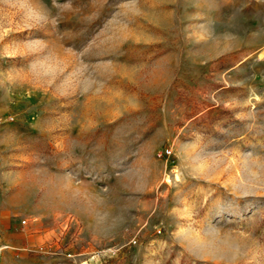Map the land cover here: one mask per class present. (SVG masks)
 I'll use <instances>...</instances> for the list:
<instances>
[{"label":"rangeland","instance_id":"1","mask_svg":"<svg viewBox=\"0 0 264 264\" xmlns=\"http://www.w3.org/2000/svg\"><path fill=\"white\" fill-rule=\"evenodd\" d=\"M0 264H264V0H0Z\"/></svg>","mask_w":264,"mask_h":264},{"label":"built area","instance_id":"2","mask_svg":"<svg viewBox=\"0 0 264 264\" xmlns=\"http://www.w3.org/2000/svg\"><path fill=\"white\" fill-rule=\"evenodd\" d=\"M23 224H25V222H23Z\"/></svg>","mask_w":264,"mask_h":264}]
</instances>
